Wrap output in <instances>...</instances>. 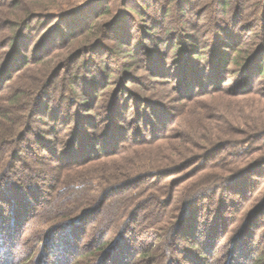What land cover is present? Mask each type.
<instances>
[{"label": "trees", "instance_id": "obj_1", "mask_svg": "<svg viewBox=\"0 0 264 264\" xmlns=\"http://www.w3.org/2000/svg\"><path fill=\"white\" fill-rule=\"evenodd\" d=\"M126 4L127 7L123 6L114 15L106 0H88L68 10H63L64 5L57 0H0V264H11L12 258L19 260V264H38L43 254L39 258V255L32 257L33 253L38 247L41 250L49 234L57 229L68 228V239H73L74 250L80 245L77 242L90 233L84 230L89 223H94L89 226L92 235L85 244L90 249L78 257L83 264H99L109 258L114 262L119 258L113 254L116 250L117 253L127 251L120 243L122 246L130 232L146 234L144 226L135 230L140 217L151 219L163 246L141 244L139 252L134 249L129 264H145L144 259L150 260L149 264H181L177 255L186 257L192 264H203L212 251L209 243H197L193 239L198 213L196 202L181 215L183 208L178 204L187 195L175 197V191L163 186L159 191H164L167 198L161 201L158 192H153L156 190L146 195L145 187L139 185L151 175L153 178L177 175L193 164L197 165V172L205 167L214 168L218 165L216 157L227 149L230 152L226 158L229 155L231 160L222 155L221 164H228L233 174L229 177L216 174L211 182L201 180L191 188L200 198L209 191L218 202L225 203L223 191L228 187L239 195V200L230 201L236 209L245 208L251 199L253 184L246 183L245 179L263 172L264 158L250 166L244 163L241 168H237V161L240 155L250 153L259 147L254 146L256 143L264 140V107H261L264 103V0H126L123 5ZM97 5H102L98 13L108 16V21L85 20L91 13V17L98 14L92 10ZM52 8L59 10L51 12ZM36 21L44 25L33 36ZM141 27L145 28V39L152 45L145 50L140 47L146 58L145 67L133 46L132 30L140 31ZM69 39L72 41L66 44ZM8 48L11 50L7 51ZM68 48L72 50L65 55ZM94 56H99V62ZM105 56L108 59L115 56L114 63L123 66L121 76L130 77L125 88L134 81L127 70L140 64V69L145 71V85H140L144 95L133 96L139 97L140 107L145 110L143 114L138 109L137 119L152 127L141 135L143 142L137 140L139 132L130 137L134 126L123 128L131 120L128 110H123V124L118 123L124 99H119L109 112L100 100L102 83L112 78ZM169 60L172 68L168 66ZM206 97L217 102L203 103ZM225 101L230 107L241 106L226 110L219 104ZM63 105H75L78 110L74 112L72 107ZM182 115L189 121L184 126L180 123L181 135L174 140L175 136L169 132ZM103 117L107 122L111 120L106 129L97 124ZM45 118L54 121L51 124L53 140L34 132L35 122ZM73 124L67 141L61 140L63 129ZM83 125L94 130L87 132ZM28 136L34 137L38 147L48 148V153H38L24 145ZM160 140L175 141L161 160H140L112 171L102 168L93 176L82 174L95 156L126 157L136 146L158 144ZM217 142H227V145ZM60 143L62 148L58 147ZM23 152L34 163L31 170L24 169L26 162L19 159ZM45 161L47 167L43 166ZM55 161L62 164L60 169L52 166ZM13 176H20L19 182L12 181ZM217 184L215 191L213 187L208 189ZM41 193L52 195L53 204L45 206L42 215H37L39 218L32 222L35 209L44 205ZM118 193L122 195L114 197ZM151 202L156 204L152 209ZM258 203V212L242 220L234 237L223 240L228 244L227 253H238L241 240L252 229L251 240L243 243L245 249H242L255 254L250 256L248 264H264V197ZM131 214L132 220L127 221ZM98 215L102 218L93 220ZM229 225H222L221 231H227ZM10 236L23 238L29 250L15 254L13 250L20 240ZM183 237H189L190 243L185 240L181 246L177 245ZM5 245L7 250L3 252ZM214 264H219L218 260ZM226 264L242 262L228 260Z\"/></svg>", "mask_w": 264, "mask_h": 264}, {"label": "rangeland", "instance_id": "obj_2", "mask_svg": "<svg viewBox=\"0 0 264 264\" xmlns=\"http://www.w3.org/2000/svg\"><path fill=\"white\" fill-rule=\"evenodd\" d=\"M86 1H88V0H57V2L59 4L64 5L63 10H68L70 8L74 9V7L82 5ZM106 2L108 5L112 6L111 8H112V12L114 13V15L118 14L119 9H121L123 6L127 7V4H128V1H127V4L123 5L126 2V0H106ZM105 5H106V3H105ZM101 6H98V5L96 7L94 6L92 9L93 12H95L97 14L99 12V10H101V8H102ZM55 10H59V9L52 8L51 12H55ZM122 10H123V8H122ZM91 14L89 16H87V18L85 17V20L88 19V20H90V22L93 20L95 22V20H96V22L102 23V22L108 21V19H109V17L105 16L104 14L100 15L98 13L100 16L97 14L98 15V16L96 15L97 17L96 16L91 17ZM35 24L36 25H34L32 27L33 32L31 35H33V36H36L39 33L40 29H42V26L44 25V23H43V25H39V21H36ZM27 34H28L27 36H30L29 33H27ZM41 35H43V32ZM132 36L134 38L133 46H135V48H136V55H139V57L142 60V65L145 67V59L146 58H145V55L142 53V51H143V49L145 50L148 47H152V45L149 44V40L145 39V28L141 27L140 31L138 30V28H134L132 30ZM68 41L69 42H67L66 44H69L72 41V39H69ZM49 43H50V41H49ZM75 45L76 44H73L74 47H75ZM44 46H45V49L49 48L47 46V44ZM140 47L143 49H140ZM10 50L11 49L8 48L7 51H10ZM71 50H72L71 48L66 49L64 51V54L65 55L69 54L71 52ZM122 53L124 54L125 52H122ZM94 57L99 62V56H94ZM146 57H147V55H146ZM114 59H115V56H113L112 59L111 58L108 59L106 56L104 57L105 63H107L110 66L109 72L112 74V78L108 81V83H102V86H101L102 90L100 92V100L103 101V103L106 107L105 109L107 111L106 110L105 111L109 112L110 108H112L119 99H124L123 101L125 104H122V106L120 107L121 113L117 117L118 123L123 124V122L121 120L122 114L124 112L123 110H126V111L128 110L129 111L128 113H129L131 120L126 126L123 124V128H127L128 125L134 126L133 129L131 130V132L129 133L130 137L132 138L133 136H135L136 133L139 132L140 137H138L137 140H138V142H143V139H142L143 137L141 138V135H145L152 127L147 126V124H145L142 121H140L139 119H137V117L140 116V114L137 113L138 109L140 110V112L143 110V112H144L143 114H145V110L140 107L141 101L139 100V97L134 98L133 96H136V95L143 96L144 95V92L142 91L143 87H140V85H145V71L143 69H140L141 68L140 64L136 65L133 69L127 70L128 76H132L134 78L133 80L135 82L134 81L130 82L127 85V87L125 88V82L130 77L125 78V77L121 76L120 71L123 69L122 68L123 66L119 67V65L117 63L115 64ZM170 62L171 61L169 60L168 66L172 68L173 64H171ZM102 63L104 64V62H100V64H102ZM63 75H67V74L63 72ZM226 87H228V85H226ZM258 88H259V86H258ZM222 95H225V94H222ZM57 96H58V94H57ZM57 96H56V98H57ZM76 97H77V100H79V99L81 100L80 96H76ZM249 97H251V96H248L247 98H249ZM53 99L55 101V98H53ZM207 99H208V97H206V99H204L203 103H205V102L207 103L210 101L212 103L217 102L216 100H211V99L207 100ZM218 99H219V97H218ZM222 99H227V98L222 97ZM205 100H207V101H205ZM245 100H247V99H245ZM57 101H58V98H57ZM219 104L221 106H223V108L226 110L239 109V107L241 106L240 104H238V105H234L233 107H230V105L227 104L226 101L225 102H219ZM144 106L145 105H143V108H145ZM63 107H66V108L72 107L74 112H77V110H78V108L75 107V105H73V106L72 105H70V106L63 105ZM100 107H101L100 104H98L97 109H100ZM243 107H245V106H243ZM248 107H249V105L247 104L246 108H248ZM261 107H264V103H263V106H261ZM149 112H151V111H149ZM90 114H93V113H90ZM149 114L151 115V113H149ZM104 116L106 117V113H104ZM178 121L179 122L174 124L173 127L171 128L170 132H169L170 136L171 135L175 136V137H172L174 140H176V138H178V136L181 135L182 128H179L180 123L182 126H184L185 124H187L189 119H187V117L184 118L182 115V117L179 118ZM53 122L54 121L52 119H48V118L41 119L40 121L38 120L37 122H35L34 132H36V134H38V133L44 134L46 140H48V139L53 140V133H51V130H52L51 124H53ZM98 122L99 123H97V124L100 128L106 129V127L107 128L109 127L111 120L109 119V121L107 122V120L103 117V119L101 121H98ZM115 123H116V121H115ZM137 124H139V125H137ZM73 126H74V124L71 126V128H68L69 126L66 128V126L64 125V128H66L65 130L62 127L63 131L60 135L61 140H64L65 142L67 141L66 138L68 137L69 132L73 129ZM83 127H84V130L87 132L91 131L92 129L94 130V128L88 129L86 125H83ZM136 128H138L139 130H136ZM47 130H49V131H47ZM134 130H136V131L134 132ZM178 141L179 140H177L176 142H178ZM159 142H157L158 144H153V145L136 146L135 147L136 150H133V151L131 150L130 153L126 154V157H122L119 155H113L111 157L101 156L100 158H96V156H95V157H93V160L88 163L85 172H83L82 174H84L85 176L86 175L93 176V174H95L96 171H98L102 168L112 171L116 167H126L130 163L140 162V160H144V161L161 160V158L163 156H166L169 153V148L171 147L172 142H175V141H171L170 143H168L167 140H160ZM217 143H219V142H217ZM221 143H222V141H221ZM221 143H219V144H221ZM223 143L224 144H221V145H223V146L227 145V142H223ZM51 144L54 147V144L53 143H51ZM24 145L32 147V149L34 151H37L38 153H48V148L45 149L43 147H38L35 144L33 136H28L26 139H24ZM62 146H63V143H60L58 145L59 148H62ZM254 146L255 147L256 146H259V147L264 146V140L259 142V143H256ZM259 147H257V148H259ZM257 148L253 149L250 153L247 152L244 155H240V157L238 158L239 161H237L239 164L237 168H241V166L244 163L245 164L249 163L248 166H250V164H252V163L254 164L256 162H261L262 159L264 158V155H263L264 154L263 153L264 147L262 150L261 149L257 150ZM229 152H230V150L227 149L226 151H223L220 156L216 157V160L214 159L215 162H217L215 164H218L214 168L205 167L201 171L197 172L196 171L197 165L193 164V165L186 167V169H184V171L182 173H178L177 175H172V176H168L165 178H163V176L153 178V175H151V176L145 178L144 183L142 185H139L142 188L145 187L146 195L149 192L156 190L153 192H158V196H159L158 200H161V201L165 200L167 198L166 193H164V195H163V192H164L163 189H162L163 192L159 191V188L163 187V186H167V189L169 188V190L171 189L172 191H175V193H176L175 197H177L179 194H180V197H182V196L184 197L187 195L185 198H183V203L181 205H179L177 203L178 200H177V202H176V200L174 201V205L178 204L179 208H183L181 215L186 213V211L190 207L193 206L192 205L193 201L196 202L195 205L197 206L196 208L198 210V213L195 214L197 224L195 225L196 230L193 233L195 238L193 237V239H196L195 241L197 243H200V242L209 243L210 244L209 246L211 247V251H212V253L210 252L207 254L206 258L208 260H204L203 264H206V263L207 264H214L217 260H218L219 264L220 263L226 264L228 260H230V262H234V263L242 262V264H248L250 262V259H249L250 256L255 255V254L251 253V251H250V253H248V252L246 253L245 251L242 250L243 248L245 249V246L243 245V243L244 244L249 243L250 242L249 240H251L250 236H251L252 229H251L250 234L247 235V237L245 238L246 240L245 239L241 240L242 241L241 242L242 245H240L241 250L238 251V253L236 251L233 253L231 251L229 253H227L226 250H228V244L224 243L223 240L225 238H226V240H228V239H231L232 237H234V231H235V229H238V227L241 225L242 220H244L245 217H248L251 214L255 215L258 212V209L256 211V208L258 207V204H259L258 202L260 200H262L264 197V170H263V172L255 173L256 175L253 174L250 177H247V179H245L246 183L249 184V182H250V185L251 184H253V185L251 187V192H252L251 193V199H249L246 202L245 208H242V209L241 208L236 209L235 205H232L233 204V203H231L232 201L239 200V195L235 192L229 191L228 187H227V189L226 188L224 189L225 191H223V194H224L223 197H226L224 199L227 200V201H225L226 204L223 203L222 201L218 202L216 199V196L212 195L213 193H209V191L203 193L201 195L202 197L200 198V196H198L199 195L198 192L195 190H192V188H191V187H193V185L197 184L198 181H201V180H208V182H211L210 180L213 179L216 174H223L224 176L228 175V177L231 174H233L232 171H231V173L229 171L230 170L229 165L225 163L223 166L221 164V162H223L224 160L220 159V158H222V155L224 156V158H226V156ZM19 159L23 162L24 161L26 162L24 169H26V167L29 170L34 168V163L28 157L27 153H25V152L21 153ZM219 160H221V161H219ZM226 160H231L229 155L226 158ZM47 161H49V160H47ZM47 161H45L43 166L47 167V165H48ZM52 166L54 168L59 167V169H60L62 164L55 161V163H53ZM89 166H91V167H89ZM93 166H95V167H93ZM46 176H49V174L46 173ZM19 177L20 176H13L11 178L13 179L12 181L19 182ZM241 185H242V183L240 185L237 184L235 189L237 190ZM217 186H218V184L215 186H209L208 189L213 187L212 189H213V191H215ZM202 187H203V185H202ZM189 188L191 190H189ZM233 190H234V187H233ZM41 195H42V196H40V198L42 199L41 202L43 201L44 205H39L38 208L35 209V211H34L35 215H33V217H31V219H30L32 222H34L35 220H37V218H39V217H36L37 215H39V216L42 215L41 213H43V208L45 206H49L53 202V196L52 195H48V194L43 195V193H41ZM120 195H122V193H118V194L114 195V197H118ZM196 195H197V197H196ZM194 198H196V199H194ZM198 198H200V199H198ZM197 200H200L198 202V204H197ZM145 202L149 203L150 201L149 202L145 201ZM154 206H156V204L151 202L150 203V209H152ZM199 210H200V213H199ZM246 214H247V216H246ZM93 218H94L93 220H95V219L99 220L100 218H102V216L100 217V215H98V216H95ZM132 218H133V215L131 214L128 216L127 221H131ZM229 218L230 219L232 218V220H230ZM91 220H88V222H90ZM150 220L151 219L148 217H140L134 225V227L137 228L135 230H139L140 228H142L144 226L143 228L145 229L146 234L144 235V234L140 233L141 232L140 231L138 233V235H136L137 232L131 234V232L129 231L130 233H129V236L127 237V240L122 244V246L120 243V247H122V248L126 247L127 251L126 252L122 251L121 253H119L121 251V250H119V252L117 253V250H116V252L113 254H118L119 255L118 259H114L113 260L114 262H112V258H109L108 261L100 262L99 264H120L122 262H124V264H129L132 256L134 255V249H136L135 250L136 252H139V250H140L139 246L141 244L144 247L145 246H147V247H149V246H152V247L163 246V240H162L159 232L152 227ZM254 220L255 219H253V222H255ZM226 223H229L230 225L228 226L227 231L225 230L222 232L221 230H223L222 228L224 227V224H226ZM89 224L90 225H86V229H84V230H86V232L88 230V233L89 232L90 233L85 235L84 238L81 239L82 241L77 242L78 245L80 244L78 248H76L74 250L72 249L73 239H68V236H69L68 228L67 229L66 228L57 229L53 233L49 234V237L46 238V240H45V245L41 246V250H40V247H38L35 250V252L33 253L32 257L39 255V258H40V256H42V254H43V256L39 259L38 264H83V260H81L78 257V255L82 252L87 253L90 249V247L86 248L85 244H86V242H88L87 241L88 238H90V236L92 235V230H89V226H93L94 223H89ZM214 224H215V226H214ZM218 225H219V227L217 228ZM222 225H223V227H222ZM208 236H212V238H210V237L207 238ZM79 237H81V236L79 235ZM10 238H12V237L10 236ZM183 238H185V239H180L177 241V245L181 246V244H183L185 240L189 241V243H190L191 240H189V237H183ZM12 239L16 240V241L18 240V242L20 240V242H19V244H17V247L15 248V250H13V252L15 254L19 250L20 251L21 250H27V251L29 250L30 247L27 243L26 244L24 243L25 241L23 242V238L22 239H21V237L17 238V236H16V239H15V237ZM9 243H11V242L9 241L7 244H9ZM1 246H2V243L0 241V247ZM247 246H248V244H247ZM38 249H39V251H38ZM165 249L168 250V247H166ZM6 250H7V247L5 245L2 248V251L4 252ZM44 251L47 253H44ZM135 256L138 257L139 255L137 256V254H135ZM25 257H26V254H25ZM177 257L181 260V261H179L181 264H192V263L186 261V257L183 258L180 255H177ZM23 258H24V256H23ZM144 261H145V264H149L150 260L148 261V260L144 259ZM19 262H20L19 260H16L13 258L10 259L11 264H19ZM31 264H34V263L32 262Z\"/></svg>", "mask_w": 264, "mask_h": 264}]
</instances>
